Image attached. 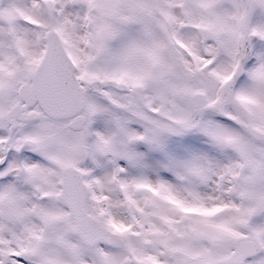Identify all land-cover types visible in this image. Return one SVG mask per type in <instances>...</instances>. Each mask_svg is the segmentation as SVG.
I'll list each match as a JSON object with an SVG mask.
<instances>
[{"label":"snow or ice","instance_id":"6c2138e0","mask_svg":"<svg viewBox=\"0 0 264 264\" xmlns=\"http://www.w3.org/2000/svg\"><path fill=\"white\" fill-rule=\"evenodd\" d=\"M0 264H264V0H0Z\"/></svg>","mask_w":264,"mask_h":264}]
</instances>
